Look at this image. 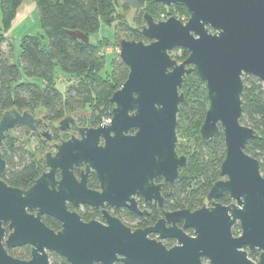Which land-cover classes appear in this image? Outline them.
<instances>
[{
    "label": "water",
    "instance_id": "water-1",
    "mask_svg": "<svg viewBox=\"0 0 264 264\" xmlns=\"http://www.w3.org/2000/svg\"><path fill=\"white\" fill-rule=\"evenodd\" d=\"M120 1L135 14L148 1L178 4L188 16L184 21L172 15L155 20L144 12L140 32L149 41H119L118 55L128 72L109 99L113 104L109 124L81 128L80 139L58 145L53 156L47 153L49 170L28 188L12 187L0 179V264H51L48 251L69 264H264V176L258 159L245 151L256 132L240 122L242 77H256L264 89V0ZM68 33L89 42L80 31ZM174 48L187 51L180 63L169 55ZM190 72L206 87L200 138L208 141L220 132L224 136L218 179L206 195L211 206L164 212L154 225L137 229L115 217H107L105 223L85 222L67 212L64 200L73 198L67 195L73 187L78 189L77 201L95 206L104 201L122 205L133 193L145 200L155 198L162 206L160 184L151 180L163 178L173 184L187 163V157L176 151V126L184 100L179 89ZM37 121L28 110L0 112V176L6 167L1 155L5 135L16 127L28 134ZM130 128L136 130L128 135ZM82 162L97 172L101 192L85 189L84 183L75 187L70 169ZM57 167L63 174L58 190L53 178ZM225 192L231 203L214 201ZM34 209L36 213L31 212ZM44 213L58 219L61 229L47 227L41 220ZM235 223L240 230L237 236L232 233ZM188 228L191 235L185 232ZM150 233L157 237H149ZM165 238L176 243L167 247ZM23 245L30 246L28 259L7 251ZM249 250L259 251L256 261L249 258Z\"/></svg>",
    "mask_w": 264,
    "mask_h": 264
},
{
    "label": "trees",
    "instance_id": "trees-1",
    "mask_svg": "<svg viewBox=\"0 0 264 264\" xmlns=\"http://www.w3.org/2000/svg\"><path fill=\"white\" fill-rule=\"evenodd\" d=\"M23 1L0 0V112L16 108L51 119L75 112L92 125L109 118L112 110L109 99L125 80L128 68L120 58L112 57L111 72L102 75L106 56L99 52L106 46L103 42L107 40L101 39L97 44L84 42L71 36L68 31H80L90 38L99 32L102 25H113L116 27L115 37L118 32L123 33L118 37V44L121 38L146 43L149 40L140 32L144 24L142 14L128 25L121 19L129 6L122 3L119 7V0H32L44 33L25 34L15 62L4 54L1 41L3 32L12 26ZM145 6H151L149 13L155 20L159 19L161 13L167 17H183L182 20L188 16L185 7L178 4L165 6L148 1ZM116 17L118 23L113 24ZM178 49L185 58L186 49ZM59 73L73 79L62 91L57 88ZM242 82L244 91L241 95L240 122L256 132L248 140L245 151L258 159L264 176V89L260 80L253 76L244 75ZM180 89L184 100L179 104L177 113L176 151L187 157V163L180 168L174 183L166 189L165 207L170 210L199 207L211 184L218 179L219 166L225 155L222 132L208 141L200 138L199 127L207 108L205 83L190 72L184 76ZM184 138H190L191 145H185L182 141ZM1 155L7 166L4 179L11 186L27 188L41 171L42 162L38 156L28 151L24 144L16 143L9 133L2 142ZM220 201L227 203L228 195L225 194ZM46 224L54 228L53 223L46 221ZM238 232L236 226L233 233L236 235ZM7 251L20 259L30 256L28 245ZM48 255L51 264H69L56 253L50 252ZM248 256L256 260L258 251L249 252Z\"/></svg>",
    "mask_w": 264,
    "mask_h": 264
},
{
    "label": "flooded vegetation",
    "instance_id": "flooded-vegetation-1",
    "mask_svg": "<svg viewBox=\"0 0 264 264\" xmlns=\"http://www.w3.org/2000/svg\"><path fill=\"white\" fill-rule=\"evenodd\" d=\"M142 10L144 11V8L140 9L136 14L134 13V18L139 14H142L143 16L144 12ZM33 116L36 119H38V121L35 123V128H36L35 130L30 131L28 134H26L24 128L16 127L14 130H11L9 132V135L12 137L13 140H15L16 143L24 144L26 149L28 151H32L33 153H35V155H37L42 162L40 173L37 175V177L33 180V182L29 186H31L39 176H41L43 173L49 170V167L46 164L47 153L53 156L57 151L58 145L72 138L80 139L81 128L84 127L96 128L103 124L108 125L111 118L110 116L109 120L101 119V121L98 124L92 125L91 123L89 124L86 121H84L83 118H81V116H78L75 112L67 113L58 119H51L43 114H37ZM68 116L70 117L66 119V117ZM64 119L66 120L63 121ZM135 130H136L135 128H130L126 134L128 135L134 134ZM27 144H29L30 146L27 147L28 146ZM103 144H104V139L100 137L99 145H103ZM6 167H5V171H6ZM70 171L73 181L76 184L75 187L80 185L81 183H84L85 189L89 191H97V192L102 191L97 172L92 167H89L85 162H82L80 164H74L71 167ZM4 173L0 176V179L3 180L7 185H9L4 179ZM53 178L54 181L57 182V184L55 185V189L58 190V182L63 178L62 169L60 167L56 168ZM128 178L132 180L136 179L135 174L133 175L128 174ZM151 184L153 185L160 184L159 191L161 196L163 197L162 206H160L158 203H155V198H152L150 200H145L141 195H138L136 193L131 194L128 198H126L123 201V204L119 206L115 204H110L106 201H104L102 204L98 206H95L88 202L77 201L78 189L73 187L74 190H72L67 195L73 197L72 199L74 200L70 198H66L64 200L65 208L67 212L78 215L80 220L85 222L89 220H96L101 223H105L107 217H115L118 218L124 225L128 226L131 229L146 228L154 225L158 219L164 217V212L174 211L167 209L165 207L166 189L169 188V186L172 184L168 183L163 178H157V179L153 178L151 180ZM134 187L135 185H133L131 188ZM20 189H26V188H20ZM225 194L227 193L226 192L223 193L221 197L214 199V201L219 202L223 205H227L231 203L230 198L227 203H222L220 201ZM204 204L207 207L211 206V203L206 201V196L199 207L190 210L191 211L196 210ZM31 212L36 213V210L35 209L31 210ZM41 220L44 222V224L47 227L53 229L54 231H58L62 227V223L51 215L44 213L41 215ZM46 221L53 223L54 228L47 225ZM165 225L168 226L169 224H165ZM176 225L181 228L182 221L176 222ZM236 226L238 227L239 232L235 235L233 233V229ZM185 232L189 235L193 233L192 229L190 228L185 229ZM232 233L235 236H237L240 233L239 225L237 223H235V225L232 227ZM149 237L156 238L157 234L150 233ZM162 242L167 247H171L176 243L174 238H165L162 240ZM253 251H257V250H253ZM50 252L52 251H48L47 254H49ZM249 252L252 251L249 250L248 253ZM203 262L206 264V261Z\"/></svg>",
    "mask_w": 264,
    "mask_h": 264
},
{
    "label": "rangeland",
    "instance_id": "rangeland-1",
    "mask_svg": "<svg viewBox=\"0 0 264 264\" xmlns=\"http://www.w3.org/2000/svg\"><path fill=\"white\" fill-rule=\"evenodd\" d=\"M122 5V2L119 0V7ZM145 10L143 12H150L151 6L144 8ZM175 14L178 15L177 12H174ZM133 16H134V9L131 7H128L127 10L125 11V16L124 18L122 17L121 22H126L128 25H131L133 22ZM176 17V16H175ZM178 18V17H176ZM184 19L183 17H180ZM179 19V18H178ZM184 21V20H182ZM117 24L118 20L117 17L114 21L113 24ZM114 26H105L102 25L99 32L93 34L90 36L89 41L93 44H97L99 40L105 39L107 41H104L103 43L106 44L104 48H109L110 51L105 54L106 56V64L101 70V74L105 75L106 73L111 72V60L112 57L118 58V55H116L119 52V44H118V37L122 36L123 33L120 31L117 33L118 36L115 37L114 35ZM3 38L1 41V49L4 52L5 55H9L11 57V60H14L15 62L18 59V55L20 53V42L22 37L25 34H36L40 33L43 34V30L40 26L39 22V15H38V10L35 5V3L32 0H24L21 6L18 9V12L16 14V18L13 21L12 26L9 28L7 32H3ZM169 55L171 58L175 59L178 63H180L182 60L185 58L182 57L181 51L178 48H174L169 52ZM57 88L59 90H64V87L71 83L73 81L72 78H66L63 74L59 73L57 77ZM119 88V87H118ZM181 89H179L180 91ZM181 92V91H180ZM113 107V104H112ZM110 118V117H109ZM109 118H105V120H109ZM185 145H191V140L190 138H184L182 140ZM29 147L30 145L27 144ZM184 155V154H182Z\"/></svg>",
    "mask_w": 264,
    "mask_h": 264
},
{
    "label": "built area",
    "instance_id": "built-area-1",
    "mask_svg": "<svg viewBox=\"0 0 264 264\" xmlns=\"http://www.w3.org/2000/svg\"><path fill=\"white\" fill-rule=\"evenodd\" d=\"M167 18V16L164 14V13H161L160 14V17H159V19L160 20H164V19H166ZM110 51V49L107 47V48H102L101 50H100V55H105V54H107L108 52Z\"/></svg>",
    "mask_w": 264,
    "mask_h": 264
},
{
    "label": "crops",
    "instance_id": "crops-1",
    "mask_svg": "<svg viewBox=\"0 0 264 264\" xmlns=\"http://www.w3.org/2000/svg\"><path fill=\"white\" fill-rule=\"evenodd\" d=\"M18 12V11H17Z\"/></svg>",
    "mask_w": 264,
    "mask_h": 264
}]
</instances>
